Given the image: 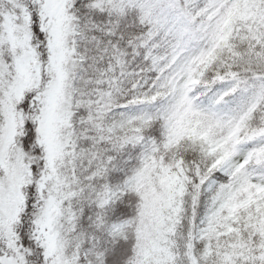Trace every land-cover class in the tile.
Here are the masks:
<instances>
[{
    "label": "snow or ice",
    "instance_id": "1",
    "mask_svg": "<svg viewBox=\"0 0 264 264\" xmlns=\"http://www.w3.org/2000/svg\"><path fill=\"white\" fill-rule=\"evenodd\" d=\"M0 264H264V0H0Z\"/></svg>",
    "mask_w": 264,
    "mask_h": 264
}]
</instances>
